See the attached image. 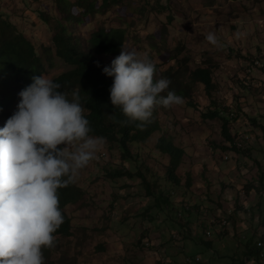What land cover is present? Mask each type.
Listing matches in <instances>:
<instances>
[{
  "label": "rangeland",
  "instance_id": "obj_1",
  "mask_svg": "<svg viewBox=\"0 0 264 264\" xmlns=\"http://www.w3.org/2000/svg\"><path fill=\"white\" fill-rule=\"evenodd\" d=\"M58 1L79 13L77 0H0V20H10L35 45L49 79L71 70L55 56L53 36L63 18ZM69 25L84 44L100 27L125 28V46L147 55L164 71L179 68L186 58L192 69L211 66L217 83L213 97L228 107L233 135L244 145L225 150L229 141L223 120L204 116L212 97L202 84L195 106L183 97V104L160 109L162 129L133 145L135 160H124L121 148L105 141L76 179L85 195L66 208L73 234L60 239L52 256L55 263L247 261V241L264 227V0H114L107 10ZM210 32L223 47L207 42ZM163 134L187 150L178 171L181 184L169 179L170 155L157 147ZM120 169L143 173L156 194H149L139 176L110 177ZM162 192L172 204L160 208L157 195ZM186 204L192 205L193 215L184 212L180 220L178 212ZM212 223L209 235L206 224Z\"/></svg>",
  "mask_w": 264,
  "mask_h": 264
},
{
  "label": "clouds",
  "instance_id": "obj_2",
  "mask_svg": "<svg viewBox=\"0 0 264 264\" xmlns=\"http://www.w3.org/2000/svg\"><path fill=\"white\" fill-rule=\"evenodd\" d=\"M205 39L223 47L214 33ZM103 71L114 78L112 106L141 129L156 107L183 104L175 91L161 95L171 81L154 80L155 64L135 48L122 44ZM32 80L19 93L18 110L0 128V264H44L43 249L55 246L54 233L64 222L58 189L74 183L105 143L90 135L78 91L69 100L52 79Z\"/></svg>",
  "mask_w": 264,
  "mask_h": 264
},
{
  "label": "trees",
  "instance_id": "obj_3",
  "mask_svg": "<svg viewBox=\"0 0 264 264\" xmlns=\"http://www.w3.org/2000/svg\"><path fill=\"white\" fill-rule=\"evenodd\" d=\"M113 3L114 0H103L98 5L93 0H77L75 4L80 8V11L75 14L66 7L65 2L58 1V7L61 9L63 18L57 22L56 32L53 36L55 56L71 67V70L52 80L62 85L60 91L67 93L69 100L72 98L73 91L79 92L80 102L85 110L84 115L89 120L92 129L90 135L103 137L108 143L118 145L123 151L124 160L132 161L135 160L133 145L148 141L155 132L162 129L159 114L160 109L164 107H156L151 122L142 129L137 127L139 122H127L122 111L114 108L111 104L110 88L114 78L107 76L103 71L105 67H110L112 61L120 54L122 44L126 45L127 30L122 27H100L91 34L88 43L84 44L81 38H77L69 25L71 21L73 22L75 19L82 21L86 16L100 9L105 11ZM48 51L53 52L52 49L45 50L47 53ZM152 62L156 66L154 80L166 78L171 81L169 89L161 95H167V91H175L177 95L187 98L190 104L195 106L198 84L204 85L207 94L212 97V107L207 113H204V116L223 120V132L229 141L228 144L224 145L225 150L237 151L241 148L231 129L232 119L228 107L222 106L213 97L217 83L211 66H199L192 69L189 58H186L180 62L179 68L173 66L164 71L160 64ZM260 62L261 60L256 61V63ZM44 73L45 63L43 58L38 55L35 45L25 34L19 32L10 20L1 19L0 128H3L7 120L18 110V107H15L21 100L19 93L33 83V76H42ZM157 147L170 155L169 179L175 184H181L182 180L178 171L184 162L187 150L169 134H163L159 138ZM137 176L145 181L150 195L156 194V192H152V186L143 173H135L130 169L110 172V177L113 179L135 178ZM188 184L191 186L192 182L190 181ZM84 195V190L78 186L76 181L67 187L58 189L59 207L64 222L54 233L55 246L51 249H43L44 264H56L52 256L59 249L60 239L70 237L73 234L72 218L67 213L66 208L81 201ZM157 201L160 208H163L164 204H172L170 197L166 196L165 192L157 195ZM192 210V205L186 204L184 211L178 212V217L182 220L184 212L193 215ZM260 218L264 222V215ZM213 223L206 225L212 227L214 226ZM259 233H253L252 238L247 241L245 250L247 261H242V264H256L264 259L261 256L263 248L259 247L255 241Z\"/></svg>",
  "mask_w": 264,
  "mask_h": 264
},
{
  "label": "built area",
  "instance_id": "obj_4",
  "mask_svg": "<svg viewBox=\"0 0 264 264\" xmlns=\"http://www.w3.org/2000/svg\"><path fill=\"white\" fill-rule=\"evenodd\" d=\"M239 145L242 146V145H244V143H243L242 141H240V142H239ZM227 158H230V155H227ZM224 223H227V221H225ZM212 229H213V228L211 227V229L208 230V234H209V235H212V234H213V230H212ZM256 242H257V245H258L259 247H262V248H263V250H262V252H261V256L264 258V228H263V229L261 230V232L259 233Z\"/></svg>",
  "mask_w": 264,
  "mask_h": 264
},
{
  "label": "crops",
  "instance_id": "obj_5",
  "mask_svg": "<svg viewBox=\"0 0 264 264\" xmlns=\"http://www.w3.org/2000/svg\"><path fill=\"white\" fill-rule=\"evenodd\" d=\"M264 228V227H263Z\"/></svg>",
  "mask_w": 264,
  "mask_h": 264
}]
</instances>
